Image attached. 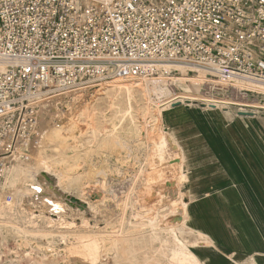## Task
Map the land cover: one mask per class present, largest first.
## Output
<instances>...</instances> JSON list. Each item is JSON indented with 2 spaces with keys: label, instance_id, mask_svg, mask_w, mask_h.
<instances>
[{
  "label": "built area",
  "instance_id": "obj_1",
  "mask_svg": "<svg viewBox=\"0 0 264 264\" xmlns=\"http://www.w3.org/2000/svg\"><path fill=\"white\" fill-rule=\"evenodd\" d=\"M175 66L214 75L213 91L233 90L234 79L264 85V0H0V189L5 156L40 136L46 95L85 83L171 81ZM31 190L16 210L38 213L42 194Z\"/></svg>",
  "mask_w": 264,
  "mask_h": 264
},
{
  "label": "rangeland",
  "instance_id": "obj_2",
  "mask_svg": "<svg viewBox=\"0 0 264 264\" xmlns=\"http://www.w3.org/2000/svg\"><path fill=\"white\" fill-rule=\"evenodd\" d=\"M86 1L94 2L93 0ZM190 68L197 72L192 71L188 68L181 67L177 68L179 69L178 72L173 73V78L171 81L166 79L143 80L150 89L153 101L159 104L158 109L160 110V115L158 119L156 121L148 122L147 125L153 126V128L149 131V135H147V132L144 130L141 132V137L133 135H131V137H129L130 135L125 136V138H123V140H125L122 144H119L117 142H115L116 144H114V141H110L112 142V144H110V142L105 144L107 145V147L99 141L91 140V127L87 122L80 118L79 113L84 108L91 107L96 102H99V111L105 113L103 114V116L100 113L97 115L98 123L100 122L99 124H101L102 126H104V124L106 126L107 124L109 125V123H106V120L107 122L109 121L108 119L110 118L112 112L108 110V101L103 98V91H105L106 85L112 84L114 80L112 82L103 81L98 84H80L71 88L62 89L56 93L46 95V97H49L52 95L61 94L63 92L66 93L71 90L68 94L66 93L61 96L56 107L57 111L54 113L55 119L52 115L50 121H48V125L52 127V129L49 130L50 133H48V135H46L45 137H42L40 140H37L36 143L34 142L33 146L30 145L29 150L25 153H23L22 151L21 159L27 160L28 162L31 161L29 157L32 158L34 156L35 150L39 146L45 145V141L49 143V141L53 139L54 141L51 142L53 143V145L58 147L56 149H53V147H47V153L49 155H54L59 159L63 158V162L58 167L60 168L61 166V168L66 171L65 173L69 174L72 178V184H70L71 186L69 185L67 187H63V189L67 188V190H64L66 192L67 198H71L70 195H75V197L79 196V198L84 199L89 204H91L95 211L84 209L85 207L82 208L78 203L76 205H73L71 202H63V204H65L64 210H61L60 212L55 213L54 210L49 211L51 206L48 205V199L45 198L54 200V195L50 194L52 192H48L47 195H43L39 198L40 205L37 208L38 213H35V210L33 211V209H31L30 207H23L20 211L16 210L14 208V205L17 202L22 201L27 195H30L32 193V184L30 182L23 184L16 176V171L14 168L15 153L14 155L7 156L5 158V160L8 161L6 168L7 173L2 181V187L0 189V264H72L69 251L74 246L77 247L78 245H80L79 243H81L82 239H78V236H82L87 230H99L96 237L98 239H101L102 237V239H104L105 242L109 244L112 240L111 238L116 237L115 233L120 229L122 219L127 220L128 216L130 218L129 220L143 222H148L158 217V223L159 226L161 225V228L163 227L162 229H171L172 224L169 223L171 213L180 208L182 204V198L179 196L181 195V192H179L180 190L177 188H181L183 180L186 179V175H184V173L182 176L180 167H182V169H185L187 167L188 156L186 153H183L182 157L180 156V146H185L190 141H197L203 138V135L205 134L210 121H212L213 118H216V116H218L219 119L236 118L235 114L239 106H236L235 104L228 105L225 102H220L222 100H238L240 102H248L259 105L253 107L264 108V93L255 91L248 93V95H243L240 92V88H234L232 83H230V86L233 90H231L230 88L228 89L225 87H220L219 90L215 89L213 91L211 88L214 82L217 83V78L211 74L207 75V73H205L203 69H197L194 67ZM199 76H201V78L205 79V81L207 82L195 83L185 80L188 77L197 78ZM193 97H195L196 99H193ZM211 98H214L217 101L210 100ZM180 100H182L184 104L178 107L172 106L174 102ZM187 101H190V103L186 104ZM91 102L93 103L91 104ZM141 102H139V104H142ZM212 102V105H217L216 103H218L219 109L214 110L208 108L207 106L211 107V105L209 104H211ZM224 106L229 107L228 109L231 110L230 114H226L224 112L225 109L222 108ZM251 107L247 109L259 110L257 108ZM38 108V110H40V105ZM57 112L60 115L57 114ZM63 112H66V114L64 113V116ZM258 118L261 121L264 120L263 109H260V111L258 112ZM69 122L70 127H68L69 124L67 126V123ZM76 122H78L79 124L83 123L82 125L80 124V127H82L83 129L79 127L78 123L76 125ZM63 124L65 125V127H67L66 131H63V135L56 137L54 130L56 128H59L57 127L58 125H60L61 128ZM84 125L87 129L84 127ZM143 125L147 127L146 122L143 123ZM39 129L40 132V126ZM39 138L40 137H38V139ZM88 138L90 139L88 140ZM168 138H170L171 140H169ZM127 140L130 144L127 143ZM143 141H145L146 144ZM143 144L144 146H142ZM166 144H168L169 151L163 152L162 150H160V153L158 151V148ZM120 145H123L124 147H119ZM137 146L140 147V150ZM100 147L103 148L98 149ZM90 148H92L93 150ZM162 153L163 156L165 154V156H170L172 157V159L174 157L173 162L176 159L179 160L180 165L176 163V165L172 166L167 158L163 159L161 157ZM91 160H93V163ZM72 161H74L73 164ZM86 161L88 166L83 165L86 163ZM79 163L81 165H79ZM140 171H144L145 176L143 179H139ZM86 172H88V174ZM191 181L192 180L190 178L189 182L191 183ZM205 182L206 181L204 179L203 183ZM166 184H172L171 187L169 186L170 189H168V186H166ZM134 189H136V191L133 195L134 198L132 197V200L134 201L132 203L136 207L135 213H132V209L130 204L128 203L127 196H130L131 192H133ZM12 193H15L14 201L12 204L13 208L12 206L6 205L5 203V196ZM177 196L179 197L177 198ZM175 197L177 199H175ZM49 202L51 203L52 201ZM156 204L163 206L161 208H155L154 206ZM139 205L144 206V208L139 209ZM148 207H150L151 210ZM153 209L155 211L154 213ZM148 210H150V213L148 212ZM122 212L124 215L122 214ZM134 215L135 218H133ZM34 217L37 219V221L31 219ZM85 220H88L90 226H85ZM184 221L185 220L179 222L181 223L179 225L178 223H176V226L182 228L180 225H182ZM104 227H107L108 229H104ZM21 229H26L27 232L25 233L24 230L23 232H21ZM38 230L44 231L43 233L47 231L51 235H39L41 234V232L36 233V231ZM33 231L35 232L33 233ZM129 235L133 236L134 234L129 232L128 236ZM65 236L67 238L63 239V237ZM179 236H182V233L181 235L179 234ZM183 236L188 237V239L186 240H190V234L183 233ZM64 240H66L67 244L63 242ZM206 243L207 242H203L199 244L206 245ZM165 248L166 247H163L164 250H166ZM102 249H105V251L101 252V254L103 255L102 258L98 260L97 264H115V262H113L114 252L109 251L106 248ZM187 250H190L188 248V244L186 246V251ZM155 263L166 264V259L158 257Z\"/></svg>",
  "mask_w": 264,
  "mask_h": 264
},
{
  "label": "bare ground",
  "instance_id": "obj_3",
  "mask_svg": "<svg viewBox=\"0 0 264 264\" xmlns=\"http://www.w3.org/2000/svg\"><path fill=\"white\" fill-rule=\"evenodd\" d=\"M93 1L94 2H107V1H111V0H93ZM175 67H192V66H175ZM199 71H202V70H199ZM203 71H205V70H203ZM155 79L156 80H162L161 77L152 78V79H143V80H155ZM143 80H134V79H131V80H114L113 82L111 81L112 84L106 85L105 91H103L104 97L103 96L102 97L108 101V110L112 112L110 118L108 119L109 121L107 122V120H106V123H109V125L107 124V126L105 124H104V126H102L101 124H99L100 122L98 123L97 115L100 113L103 116V114L105 113V112L99 111V109H100L99 108L100 107L99 102H96L92 106L90 105L91 107H87L84 109L82 108L83 110L81 112L79 111L80 112L79 113L80 118L82 120H84L85 122H87L91 127V130H90L91 140L99 141L100 143H102L104 146L107 147V145H105V144L109 143L110 141H112V142L114 141L113 142L114 144H116L115 142L122 144L125 140V139L123 140V138H125V136L130 135L129 137H131V135H133V136H137V137L140 136L141 137V132L144 130L147 132V135H149V131L153 128V126L147 125V124L149 121H156L158 119V117L160 115V110L158 109L159 104L156 103L155 101H153V99L151 97L150 89ZM185 80L195 82V83L196 82L197 83H203V82L206 83L207 82V81H205V79L201 78V76H199L197 78H194V77L189 78L188 77ZM208 82H210V81H208ZM214 83H216V82H214ZM230 83H232L234 88H240L241 89V88L245 87V88H249V89H252L255 91H260L261 93H264V85H261V84L250 83L247 81H242L240 79H234ZM70 91L71 90H69V92ZM69 92H66V93L68 94ZM66 93L63 92L61 94L52 95V96H49L46 98H42L40 100V102H39L40 103L39 104L40 110H38V113H37V120H38V125L41 127V131H40V136H39L40 138L37 140H40L42 137H45L46 135H48V133H50L49 130L52 129V127L48 125V121H50V118L52 117V115L54 118V116H55L54 113L57 111V108H56L57 104H58L61 96L66 94ZM184 97H188V96H184ZM193 99H196V98L193 97ZM102 100H101V102H102ZM143 100H145V101H143ZM210 100L217 101L214 98H211ZM139 102H141L142 104H139ZM220 102L232 103V104H236V105H249V107L250 106H259V105H255V104L248 103V102H240L238 100L237 101L222 100ZM92 103L93 102H91V104ZM69 108H70V106H69ZM64 113L66 114V112H63V116L65 115ZM57 114H59V113L57 112ZM56 116H58V115H56ZM70 119H71V117H70ZM100 121H102V120H100ZM145 122H146L147 127H145L143 125V123H145ZM77 123L78 122H76V125H77ZM68 124H69V126H68ZM80 124H79V127H80ZM55 125H56V123H55ZM85 125H86V123H85ZM85 125H84V127H85ZM39 126H38V129H39ZM62 126L60 128V125H58L57 127H59V128H56L54 130L56 137L63 135V131H66L67 127H65V125L63 127ZM67 126L70 127V122L67 123ZM80 128H82V127H80ZM86 129H84V130H86ZM89 139L90 138H88V140ZM51 141H54V140L52 139ZM51 141H49V143L45 141L44 142V144L46 143L45 145L39 146L35 150V153L33 152L34 153V156L32 157L33 159L31 157H29L31 159V161H29V162L27 160L21 159L22 157H21L20 151L15 153V155L13 154L14 155V162H15L14 168L16 171V176L18 177V179L20 180L21 183L25 184V183L30 182L32 184V188H35L36 191H40L42 196L47 195L48 192L49 193L52 192L50 194H53L54 195L53 197L55 199L54 198H53L54 200L49 199V198H45V199H48L47 203L50 204L51 206H53V210L56 209L57 212H60L61 210H64L65 204H63V202L64 203L71 202L70 199L67 198L66 192L64 191V190H67V188L63 189V187H67L70 184H72L71 183L72 178L70 177L69 174L65 173L66 171L63 168H61V166H60V168L58 167L63 162V158L59 159V158L55 157L54 155H51V154L49 155L47 153V150H46L47 147H53V149H56L58 147V146L53 145V143ZM112 142H110V144H112ZM143 142L145 143V141H143ZM127 143H129V141ZM51 145H53V146H51ZM123 145H120L119 147H121V146L124 147ZM32 146H33V144H32ZM142 146H144V144ZM87 147H88V145H87ZM103 147H100L98 149H101ZM137 147H139V146H137ZM127 148H129V147H127ZM143 148H145V147H143ZM168 148H169L168 144H166V145L160 146V148H158L159 149L158 151L160 153H161L160 150H162L163 152H166V151H169ZM90 149H92V148H90ZM32 150H33V148H32ZM139 150H140V147H139ZM170 152H172V151H170ZM55 153H57V152H55ZM57 156H58V154H57ZM6 157L7 156H5V158ZM161 157L163 159L167 158L168 161H170L172 166L176 165L173 162L174 157L172 159V157L165 156V154L163 156V153H162ZM92 159H93V156H92ZM88 160H89V158H88ZM82 161H83V159H82ZM91 161L93 163V160H91ZM73 162L74 161H72V164H73ZM83 163H85V162H83ZM79 165H81V164L79 163ZM83 165H87V161ZM86 173L88 174V172H86ZM144 176H145L144 171H140L139 179H143ZM89 178H90V176H89ZM134 181H136V180H134ZM132 182H133V180H132ZM171 185L172 184H170L169 186L171 187ZM60 187H62V188H60ZM71 189H72V187H71ZM85 189H86V187H85ZM168 189H170V188H168ZM17 191H18V189H17ZM17 191H16V193H17ZM135 191H136V189H134L133 192L130 191L131 192L130 196H127L128 197V203L130 204L131 209H132L131 210L132 213H135V207H136L132 203V202H134L132 200V197H133ZM150 191H152V190H150ZM84 192H85V190H84ZM128 193H129V191H128ZM12 195L15 196V193H12ZM96 195H97V193H96ZM70 196H71V198L73 197L74 199L81 200V202H82L81 206L85 207V208L84 207H82V208L95 211L93 206L91 204H89L87 201H85L84 199L79 198V196L75 197V195L74 196L70 195ZM104 196H106V195H104ZM85 197H86V195H85ZM136 197H138V196H136ZM175 199H176V197H175ZM99 200H100V197H99ZM104 200H105V198H104ZM49 201H52V202L50 203ZM74 204H77V203H74ZM121 206H124V205H121ZM12 208H13V206H12ZM148 208H150V207H148ZM150 210H151V208H150ZM150 210H148L149 213H150ZM154 212L155 211L153 209V213ZM180 212L181 211H177V212L173 211L171 213V219L169 222L170 224H172L171 229H168V228L162 229L163 227L161 228L160 227L161 225L159 226L158 219H157L158 217L154 218L148 222H143V221L129 220L130 218L128 216L127 220L122 219L120 229L116 233L114 232L116 237L111 238L112 240L110 239L111 242L109 244H107L105 242V240L102 239V237H101V239H98L96 237L98 235L99 230L98 231L97 230H87L84 232V234L82 236H78V239L79 238L82 239L81 243H79L80 245H78L77 247L74 246L69 251L70 252L69 255H70V259L72 261V264H97L98 260L101 259L102 255H103V254H101V252L105 251V249L103 250L102 248H106L107 250L114 252L113 262H115V264H156L155 261H156V259H158V257L165 258L166 264H201V261L197 258V256L191 250L186 251V246H187V244L189 246V245H195L196 243H203V242H206V240L204 239L202 241H195V240L192 241L190 239V237H189L190 240H186V239H188V237L183 236V233H186V232L189 233L190 231H187V230H184L182 228L177 227L176 222L174 221V217L179 216L181 214ZM122 214H123V212H122ZM145 214H147V213H145ZM138 215H139V211H138ZM155 215H156V213H155ZM100 218H101V215H100ZM133 218H135V215ZM146 219H147V217H146ZM139 220H140V218H139ZM183 220H184V218H183ZM99 221H97V222H99ZM161 223H162V221H161ZM84 224L87 227L89 225L88 220H85ZM97 226H98V224H97ZM106 226H108V225H106ZM105 228H107V227H104V229ZM17 229H19V228H17ZM23 230L25 233L27 232L26 229H21V232H23ZM34 232L35 231H33V233ZM40 232H41V234H39V235H43V236L51 235L47 231L45 233H43L44 231H42V230L36 231V233H40ZM129 232H131L134 235L128 236ZM181 233H182V236H179V234L181 235ZM55 234H57V233H55ZM68 235H66V236H68ZM66 236L63 237V239L67 238ZM72 240H73V238H72ZM63 242L66 243V240H64ZM163 247H166L165 248L166 250H164ZM52 250H53V248H52ZM51 252H53V251H51Z\"/></svg>",
  "mask_w": 264,
  "mask_h": 264
},
{
  "label": "crops",
  "instance_id": "obj_4",
  "mask_svg": "<svg viewBox=\"0 0 264 264\" xmlns=\"http://www.w3.org/2000/svg\"><path fill=\"white\" fill-rule=\"evenodd\" d=\"M217 122L186 147L193 180L190 239L204 235L205 249L196 248L203 264H264V126Z\"/></svg>",
  "mask_w": 264,
  "mask_h": 264
},
{
  "label": "water",
  "instance_id": "obj_5",
  "mask_svg": "<svg viewBox=\"0 0 264 264\" xmlns=\"http://www.w3.org/2000/svg\"><path fill=\"white\" fill-rule=\"evenodd\" d=\"M190 103V101H187V103L186 104H189ZM182 104H184V102H182V100H180V101H177V102H174L173 104H172V106L173 107H178V106H181ZM213 104V102L211 103V104H209V105H211V107L210 106H207L208 108H210V109H219V106H218V103H216L217 105H212ZM228 105H234V104H232V103H227ZM236 105V104H235ZM236 106H239V108H238V110L236 111V114H235V116H236V118H232V119H226V118H222V119H219V117L218 116H216V118H213L212 119V121H210V123H209V125H208V128L207 129H209V126L210 125H212V124H214V123H218L217 121H222V122H224L222 125H226V127H228L229 125H230V123H231V121H236V120H239V119H241V120H245V121H247V120H252V121H256V122H259V123H262V125L264 126V120L263 121H261L259 118H258V112L260 111V109L262 110H264V108H257V107H251V108H257V109H259V110H253V109H247V108H250L249 107V105H236ZM205 108V107H204ZM222 108H224L225 109V113L226 114H230V112H231V110L230 109H228L229 107L228 106H224V107H222ZM220 124V123H219ZM218 124V125H219ZM207 129H206V132H205V134L203 135V138H201V139H199V140H202V139H204L205 137H206V134H207ZM262 136H264V127H263V129H262ZM169 140H171L170 138H168ZM199 140H197V141H199ZM190 142H193V141H190ZM190 142H188L185 146H180L181 148V154H180V156L182 157V155H183V153H186L187 154V156H188V159H187V167L185 168V169H182V167H180L181 168V171H182V176H183V173H184V175H186V179H184L183 180V182H182V185H181V188H177V187H175V188H177V189H179L180 191L179 192H181V195H179L182 199V204H181V206H180V208H178L177 210H176V212L177 211H181L180 213V215L179 216H177V217H174V221L176 222V223H178V225L179 224H181V223H179V222H181V221H183V218H184V223H182V225H180L183 229H185V230H189L190 232L188 233V232H186V233H188V234H190V236L192 235V232L194 233V231L192 230V228H191V223H190V208H189V203H190V195H191V193H190V185H191V183H193V180H192V170L190 169V156H189V154H188V151H187V149H186V147L188 146V144L190 143ZM174 148V147H173ZM180 161L179 160H174V163L176 164V163H178L179 165H180V163H179ZM184 178V177H183ZM190 178H191V183L189 182L190 181ZM194 182H195V180H194ZM199 182V181H198ZM176 185V184H175ZM166 186H168V188H169V185L168 184H166ZM179 196H177V198L179 197ZM176 198V199H177ZM70 199V201H71V203L74 205V203H78L79 204V206H81V204H82V202L80 201V200H77V199H74L73 197L72 198H69ZM175 200V199H174ZM163 205H155L154 207L155 208H161ZM81 207H84V206H81ZM139 208H144V206H142V205H139ZM183 214V215H182ZM170 219H171V217H170ZM170 222V221H169ZM195 234H196V232H195ZM189 236V237H190ZM199 237H200V239L198 240V241H202V240H204L205 238H203L204 237V235H202L201 233H199ZM195 241H197V240H195ZM206 245H207V243H206ZM206 245H201V244H199V243H196L194 246L195 247H192L191 245H189L188 246V248L197 256V258L201 261V264H203L204 262H205V259L202 257V256H200V255H198L197 253H196V248L197 247H199V248H201V249H205V246ZM235 264H256V262L254 261V260H250L249 262H235Z\"/></svg>",
  "mask_w": 264,
  "mask_h": 264
}]
</instances>
